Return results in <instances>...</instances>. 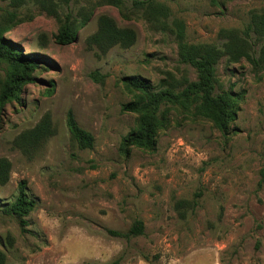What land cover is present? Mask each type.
Returning a JSON list of instances; mask_svg holds the SVG:
<instances>
[{"label":"rangeland","instance_id":"obj_1","mask_svg":"<svg viewBox=\"0 0 264 264\" xmlns=\"http://www.w3.org/2000/svg\"><path fill=\"white\" fill-rule=\"evenodd\" d=\"M134 1L72 0L78 34L62 45L59 17L69 8L56 14L35 0L18 9L0 0L6 38L39 62L35 81L0 106V159L9 163L0 182L6 264H264V40L250 30L264 0H153L169 10L157 19ZM102 15L133 29L134 45L103 52L92 43ZM174 18L184 21L189 42L221 50L215 92L232 93L237 119L224 134L194 108L163 102L155 109L156 144L125 148L141 113L124 105L146 99L129 78L147 80L153 91L199 80L180 58ZM9 70L0 61V80ZM70 109L94 136L92 148L72 137ZM45 116L53 135L37 149H20L17 138ZM22 181L37 202L24 225L5 212ZM136 220L143 234L112 233L127 234Z\"/></svg>","mask_w":264,"mask_h":264},{"label":"trees","instance_id":"obj_2","mask_svg":"<svg viewBox=\"0 0 264 264\" xmlns=\"http://www.w3.org/2000/svg\"><path fill=\"white\" fill-rule=\"evenodd\" d=\"M29 0H9L13 8H20ZM40 7L50 13H56L61 6L69 8L72 0H35ZM108 4L119 6L124 0H104ZM134 4L145 9L150 17L158 15L169 16V10L162 4L153 0H135ZM13 15V14H11ZM157 19V18H156ZM61 22L56 40L59 44L65 45L75 41L78 34L77 25L79 21L73 16L72 11L67 12L64 18L59 17ZM88 20L86 14H81L80 22ZM14 20H11V23ZM172 25L178 42L179 55L184 63L193 66L199 75V80L184 88L177 90L176 86L170 85L158 91H153L152 85L142 78H129V84L139 89L145 94L146 99L130 102L124 105V110L128 112L141 113L140 123L136 129L129 132L123 139V146L130 148L151 147L156 144V135L159 129L160 120L155 115V109L163 102H170L185 110L194 108L198 115L210 119L215 127L222 133L227 134L230 125L237 119L236 101L230 92L217 94L215 92L217 83V62L221 56V50L215 44L192 43L186 39V26L184 21L174 18ZM250 30L258 34L264 40V14H254ZM6 29L0 28V61L9 65L5 79L0 80V106L8 101L19 99L22 88L25 84L35 81L34 71L39 67L37 59L26 56L21 52L20 47L10 38H6ZM91 42L97 45L103 52L111 47L120 45L129 48L137 40V34L133 29L121 28L116 21L107 15H102L98 21V30L91 38ZM228 49L233 53L246 52L241 49L237 51L232 48V43L228 44ZM235 51V52H234ZM260 60L264 58V44L261 47ZM67 125L72 137L83 149L94 146V136L77 122L73 110L67 113ZM54 133L51 119L45 116L41 122L32 130L23 132L16 140L19 148L29 152L37 149L43 139L52 136ZM8 161L0 159V182L5 184L8 180ZM19 193L12 204H8L5 212L16 215L24 225L27 223L26 217L36 207V200L28 194L26 181L19 184ZM144 223L136 220L127 234L117 231L112 233L116 236H138L144 233ZM7 256L0 250V264H6Z\"/></svg>","mask_w":264,"mask_h":264}]
</instances>
